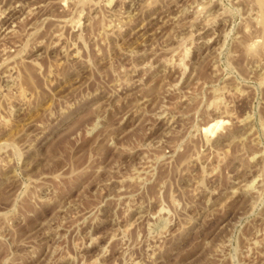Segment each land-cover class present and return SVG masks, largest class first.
I'll return each instance as SVG.
<instances>
[{
	"label": "rangeland",
	"instance_id": "1",
	"mask_svg": "<svg viewBox=\"0 0 264 264\" xmlns=\"http://www.w3.org/2000/svg\"><path fill=\"white\" fill-rule=\"evenodd\" d=\"M263 8L0 0V264H264Z\"/></svg>",
	"mask_w": 264,
	"mask_h": 264
},
{
	"label": "bare ground",
	"instance_id": "2",
	"mask_svg": "<svg viewBox=\"0 0 264 264\" xmlns=\"http://www.w3.org/2000/svg\"><path fill=\"white\" fill-rule=\"evenodd\" d=\"M262 4V8L264 7V0H260ZM264 9V8H263ZM264 20V19H263ZM144 32V31H143Z\"/></svg>",
	"mask_w": 264,
	"mask_h": 264
}]
</instances>
